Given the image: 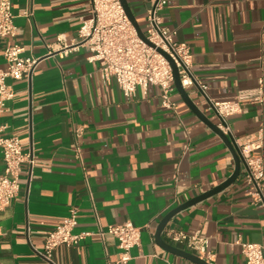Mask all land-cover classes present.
Masks as SVG:
<instances>
[{"label":"crops","instance_id":"1","mask_svg":"<svg viewBox=\"0 0 264 264\" xmlns=\"http://www.w3.org/2000/svg\"><path fill=\"white\" fill-rule=\"evenodd\" d=\"M126 2L145 26L154 0ZM90 8V0H11L17 32L0 40V67L4 47L13 44L36 64L28 77L6 79L14 97L0 114L1 136H16L35 163L31 171L22 165L18 194L0 213V264H119L117 241L96 235V217L103 230L125 222L140 229L125 264H197L159 246L155 232L172 209L231 176L232 154L177 91L175 110L166 109L157 87L146 94L137 88L127 99L113 78L103 80V63L74 46ZM159 14L174 40L188 46L193 76L210 99H233L264 80V0H166ZM197 90L187 91L216 124ZM228 123L237 138L255 133L264 128V103L242 105ZM3 167L0 153V174ZM246 191L241 170L229 187L178 212L162 239L198 256L167 237L169 230L198 232L213 254L206 263L244 264L241 242L264 246V207ZM70 208L78 211L74 232L88 235L77 246L56 247L49 263L38 252Z\"/></svg>","mask_w":264,"mask_h":264},{"label":"built area","instance_id":"2","mask_svg":"<svg viewBox=\"0 0 264 264\" xmlns=\"http://www.w3.org/2000/svg\"><path fill=\"white\" fill-rule=\"evenodd\" d=\"M90 16L80 21L78 40L74 46H83L88 52L89 62L100 61L101 76L103 80L114 79L125 98L134 96L137 88L144 94L150 86L159 88L160 104L166 109L176 108L172 99L176 92L173 83L172 66L167 55L177 68L181 86L188 90L196 85L201 92L207 110L212 112L216 119L217 128L224 134L233 138L240 158L244 163L243 178L247 187V195L264 207V128H259L255 133L237 138L233 135L228 118L239 112L242 105L264 103V80H258V86L249 90L237 92L233 99L214 101L206 93L207 86L195 80L191 71L192 56L185 43L174 40L175 31L162 25L159 12L165 7L166 0H154L145 13L146 40L143 42L126 17L119 0H90ZM31 10H25L21 16L29 18ZM17 28L11 10V0H0V40L15 37ZM23 48L19 45H6L2 56L6 67H0V114L8 111L7 103L14 97L11 86L6 84V79L20 80L29 76L36 60L22 58ZM165 54V55H164ZM4 126L0 125V153L3 161V171L0 174V213L5 210L19 191V176L22 165L31 169L34 166L32 150L23 151L16 136H1ZM82 128L74 129V136L79 139ZM79 157V154H78ZM78 211L70 208L68 215L56 228L45 236L44 249L38 252L45 261L52 263L53 250L64 245L77 246L84 235L74 232L77 225ZM97 220L96 235L103 239L105 234L113 236L119 249V264L130 260L129 250L139 245L140 229L131 223L110 225L103 230ZM167 237L173 243L186 246L194 251L201 259L209 262L213 254L205 248L206 238L198 232L185 233L169 230ZM241 254L245 258L244 264H264V246L254 243L241 242Z\"/></svg>","mask_w":264,"mask_h":264},{"label":"water","instance_id":"3","mask_svg":"<svg viewBox=\"0 0 264 264\" xmlns=\"http://www.w3.org/2000/svg\"><path fill=\"white\" fill-rule=\"evenodd\" d=\"M120 5L122 6L124 13L126 15V17L128 18V20L130 21L131 25L133 26V28L135 29L137 36L145 43H147L148 45H151L145 38L138 22L135 19V16L133 15L131 9L129 8L126 0H119ZM165 55V54H164ZM165 57L169 60L171 66H172V76H173V83H174V87L177 91V93L179 94V96L181 97V99L183 100V102L188 106V108L204 123L206 124L211 130H213L221 139L222 141L225 143V145L227 146V148L229 149V151L232 154L233 160H234V171L231 174V176H229L225 181H223L221 184L215 186L214 188L208 190L207 192H204L198 196H195L193 198H191L190 200L184 202L183 204L177 206L176 208L172 209L170 212H168L159 222L156 232H155V242L161 246L163 249H165L168 252H171L173 254L179 255V256H183L185 258H187L188 260H191L192 262H195L197 264H208L205 262V260L200 259L198 256H195L193 254L187 253L185 251L179 250L177 248H174L170 245H168L161 237V234L164 230V228L166 227L167 223L181 210L192 206L200 201H203L211 196L216 195L217 193L223 191L224 189H226L227 187H229L231 184H233L237 178L240 175V172L242 170V168H244V163L242 162V159L240 158V155L238 153V150L235 146L234 140L232 137L228 136V135H224L216 126V124L210 120L204 112H202L197 104L191 99L189 92L187 90H185L180 83L179 80V76H178V71L176 66L174 65V63L170 60V58L165 55ZM194 88H197L196 85H194ZM197 92H199L197 90ZM200 94V93H199Z\"/></svg>","mask_w":264,"mask_h":264},{"label":"rangeland","instance_id":"4","mask_svg":"<svg viewBox=\"0 0 264 264\" xmlns=\"http://www.w3.org/2000/svg\"><path fill=\"white\" fill-rule=\"evenodd\" d=\"M141 30H143V31L145 30V27H144V26H142V25H141Z\"/></svg>","mask_w":264,"mask_h":264}]
</instances>
